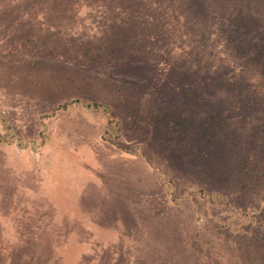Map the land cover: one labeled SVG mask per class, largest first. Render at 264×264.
<instances>
[{
	"label": "rangeland",
	"instance_id": "1",
	"mask_svg": "<svg viewBox=\"0 0 264 264\" xmlns=\"http://www.w3.org/2000/svg\"><path fill=\"white\" fill-rule=\"evenodd\" d=\"M0 264H264V0H0Z\"/></svg>",
	"mask_w": 264,
	"mask_h": 264
},
{
	"label": "trees",
	"instance_id": "2",
	"mask_svg": "<svg viewBox=\"0 0 264 264\" xmlns=\"http://www.w3.org/2000/svg\"><path fill=\"white\" fill-rule=\"evenodd\" d=\"M7 140H8V139H5V140H3V141H6V142H7ZM243 214H244V213H238V212H237V215L239 216V219H240L239 226L237 227V230H238V231L241 230V226H240V224H243V223H245L246 221H250L251 223H254L255 220L257 219L255 213L246 214L247 216L244 215V217L242 216ZM242 230H243V231H241L240 233L244 234L245 231H244V229H242Z\"/></svg>",
	"mask_w": 264,
	"mask_h": 264
}]
</instances>
